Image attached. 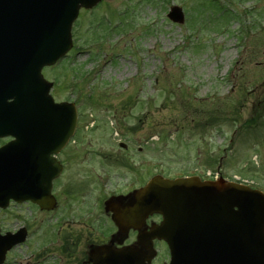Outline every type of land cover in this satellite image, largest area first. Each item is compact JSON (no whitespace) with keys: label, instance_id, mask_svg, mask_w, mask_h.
Returning <instances> with one entry per match:
<instances>
[{"label":"rangeland","instance_id":"rangeland-1","mask_svg":"<svg viewBox=\"0 0 264 264\" xmlns=\"http://www.w3.org/2000/svg\"><path fill=\"white\" fill-rule=\"evenodd\" d=\"M208 1L103 0L81 12L75 47L51 74L55 98L80 108L76 143L61 155L75 187L84 183L105 197L157 174L221 166L264 190V0H213L226 9L224 20L214 4L208 17L198 16ZM173 5L186 14L182 26L167 17ZM122 12L130 21L110 26L123 21ZM102 20L112 30L107 38L97 36ZM74 69L87 75L86 85H74ZM210 113L227 120L209 123Z\"/></svg>","mask_w":264,"mask_h":264},{"label":"water","instance_id":"water-1","mask_svg":"<svg viewBox=\"0 0 264 264\" xmlns=\"http://www.w3.org/2000/svg\"><path fill=\"white\" fill-rule=\"evenodd\" d=\"M8 1L0 0V4H7ZM43 2L52 4L54 9L45 24L34 28L31 38L25 41L14 39L8 27L0 28V51L20 52L18 59L26 64L8 70L6 77L35 75L38 95L34 107L37 114L55 116L52 121L57 130L55 136L45 131L44 136L43 132L33 134V142H28L29 147L36 142L37 148L32 150L47 158L52 151H59L64 146L72 134L74 123L68 109L53 106L48 98L50 87L39 83L40 71L43 65L54 64L71 47V23L77 17L79 6L93 7L98 0ZM15 4H36V0H15ZM170 17L176 22H183L179 9H173ZM29 65L35 70L30 72ZM20 85L7 81L0 85V91L9 89L11 93L6 98L13 97L15 90H25ZM12 110L11 106L7 119ZM71 110L74 113L72 107ZM4 124L2 122L0 127ZM41 140L44 141V148ZM194 181L156 179L136 195L140 215L152 210L164 215L165 225L160 229L159 237L168 242L173 262L264 264V195L240 186H226L222 182L201 184ZM144 216L139 218L140 223Z\"/></svg>","mask_w":264,"mask_h":264},{"label":"flooded vegetation","instance_id":"flooded-vegetation-1","mask_svg":"<svg viewBox=\"0 0 264 264\" xmlns=\"http://www.w3.org/2000/svg\"><path fill=\"white\" fill-rule=\"evenodd\" d=\"M64 167V173L66 171L67 167L70 166H63ZM63 175L54 181V194L57 200V218H68L71 214H73L72 211H70L71 208L75 207V196L72 190L71 185V179H63ZM33 208L37 209V207L33 206L30 203H24L20 205H16L15 203H11L9 209L5 212H15L18 211L17 215V223H22L21 220V211L23 208ZM39 209V208H38ZM44 214L42 211H38ZM46 214V213H45ZM156 221H159L158 219ZM151 222V221H150ZM13 232H16L17 229L13 228ZM12 231H5V233H10ZM75 232L77 234H75ZM85 229L80 228L79 230H76L74 227H69L67 229V232L64 233V237L62 240L59 241L57 244H53V256H55V261H58L60 264H92L90 262V247H91V238L90 236L86 235ZM60 236V234L58 233ZM136 240V233L131 232L129 239L121 244L117 245V248H122V246L131 245ZM66 241V242H65ZM52 245V247H53ZM51 253H42L39 255H33V257L37 258L35 262L38 264H41V262H48L44 261L43 256H46ZM45 264V263H44Z\"/></svg>","mask_w":264,"mask_h":264}]
</instances>
